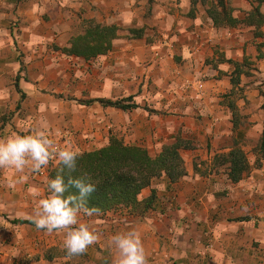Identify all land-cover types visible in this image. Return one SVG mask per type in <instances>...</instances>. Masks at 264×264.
I'll return each mask as SVG.
<instances>
[{"label": "crops", "instance_id": "crops-1", "mask_svg": "<svg viewBox=\"0 0 264 264\" xmlns=\"http://www.w3.org/2000/svg\"><path fill=\"white\" fill-rule=\"evenodd\" d=\"M226 2L238 19L258 4L264 12V0ZM207 9L191 0H0V139L43 124L61 146L80 151L112 135L154 155L177 137L193 145L181 149L186 175L142 190L141 199L157 189L145 214L81 212L79 222L100 238L71 257L62 246L67 229L49 233L31 220L49 194L48 170L0 167V264H116L111 238L133 229L147 264H264V154L257 165L252 151L264 131V24L260 35L247 24L217 26ZM90 20L119 26L111 49L90 59L67 53ZM129 29L143 35L127 37ZM249 60L255 68L236 87L235 128L225 96L234 62L246 68ZM128 96L139 106L87 102ZM243 137L251 167L233 181L214 160ZM21 175L24 182L10 187Z\"/></svg>", "mask_w": 264, "mask_h": 264}, {"label": "trees", "instance_id": "trees-1", "mask_svg": "<svg viewBox=\"0 0 264 264\" xmlns=\"http://www.w3.org/2000/svg\"><path fill=\"white\" fill-rule=\"evenodd\" d=\"M193 9L198 2L208 4L207 12L217 26H236L239 23L254 26L257 34H262L261 26L264 24V12L260 5L245 16L238 19L233 16V9L226 0H191ZM127 37L142 36L139 29H129ZM119 36L118 25H103L90 20L83 33L73 37L71 46L65 48L69 54H76L86 59H90L98 54L107 53L112 45L111 41ZM235 69L231 76L233 88L225 96V103L231 108L234 115L235 128L239 126L240 116L236 104L238 91L236 87L241 80L244 71L240 63L234 62ZM19 89V88H18ZM20 90V89H19ZM232 99L231 97H234ZM100 101L103 105L116 106L128 110L139 105L131 101L128 96L122 99L99 98L91 99L87 102ZM257 155L264 154V131L259 141ZM238 140L227 153H221L215 157L216 164H225L230 169L229 175L233 181L240 180L246 171L251 167L248 155ZM193 145L190 141L177 137L175 141L165 143L158 154H152L143 145L127 144L116 135H112L108 144L90 150L81 151L82 156L77 160V168L71 173L73 178H85L86 182L95 184V190L86 198V207L94 208V212H107L120 207H129L133 212L145 214L147 210L153 208L157 198V189L152 188L151 194L140 198L142 190L152 185L154 179L167 178L168 183L177 182L187 173L185 159L181 154V149L190 148ZM260 156L256 164H260ZM58 165L51 169L49 181L54 179L58 172ZM67 184L69 174L64 173ZM68 195L79 196V189L69 186L65 192ZM17 223H30V220L15 219Z\"/></svg>", "mask_w": 264, "mask_h": 264}, {"label": "clouds", "instance_id": "clouds-1", "mask_svg": "<svg viewBox=\"0 0 264 264\" xmlns=\"http://www.w3.org/2000/svg\"><path fill=\"white\" fill-rule=\"evenodd\" d=\"M81 156V151L71 144L58 145L43 124L31 134H12L0 139V167L2 168H12L17 173H23L25 169L38 172L50 162L59 166L56 177L47 184L49 194L38 201L31 220L37 229L49 233L67 229L62 246L69 257L85 253L100 238L95 229L79 222L81 212L91 216L95 211L94 208L86 207L85 200L95 190V184L86 182L83 177L71 176ZM64 173L69 174L67 184ZM24 179L25 177L21 175L10 181L9 186L14 187L17 183H23ZM69 186L79 189V196L65 197L64 194ZM110 244L118 252L116 264H147L145 248L137 230L114 235Z\"/></svg>", "mask_w": 264, "mask_h": 264}, {"label": "rangeland", "instance_id": "rangeland-1", "mask_svg": "<svg viewBox=\"0 0 264 264\" xmlns=\"http://www.w3.org/2000/svg\"><path fill=\"white\" fill-rule=\"evenodd\" d=\"M245 66H246V68L244 67L243 69H244V71H246V72H250V69L251 68H255V66H254V62L252 61V60H249V61H247L246 62V64H245ZM263 89L261 88L260 89V91H262ZM241 92V91H240ZM232 99H234L235 98V96L234 97H231ZM186 134H189V133H187V132H185ZM189 136H191V134H189ZM260 141V140H259ZM238 142L240 143L239 145H241L242 147H243V149L246 151V153H247V145H248V142H247V138H245V137H243V138H240V139H238ZM259 143L260 142H258V145L257 146H254L253 147V149H252V151H254V153L256 154L257 152V148H258V146H259ZM81 151H83V150H81ZM250 151V150H249ZM57 166V164H55V163H51V165H49V167H48V171H47V173H48V177H49V174H50V171H51V169H53L54 167H56ZM156 180V183L157 182H164L165 180L167 181V183H168V179L167 178H165V177H161V178H157V179H154V181Z\"/></svg>", "mask_w": 264, "mask_h": 264}, {"label": "built area", "instance_id": "built-area-1", "mask_svg": "<svg viewBox=\"0 0 264 264\" xmlns=\"http://www.w3.org/2000/svg\"><path fill=\"white\" fill-rule=\"evenodd\" d=\"M202 86H200V88H201ZM51 134V133H50ZM51 136H52V138L56 141V143L58 144V145H60L61 146V144L59 143V141L55 138V136L53 135V134H51ZM51 163H54V162H50L46 167H44V168H42L40 171H38V172H35V173H37V174H41V172H43V171H45V170H48V167H49V165H51ZM56 164V163H55Z\"/></svg>", "mask_w": 264, "mask_h": 264}]
</instances>
